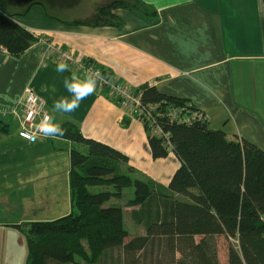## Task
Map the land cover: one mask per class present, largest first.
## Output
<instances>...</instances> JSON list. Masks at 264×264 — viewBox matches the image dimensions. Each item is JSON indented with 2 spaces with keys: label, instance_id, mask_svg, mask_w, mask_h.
Segmentation results:
<instances>
[{
  "label": "trees",
  "instance_id": "16d2710c",
  "mask_svg": "<svg viewBox=\"0 0 264 264\" xmlns=\"http://www.w3.org/2000/svg\"><path fill=\"white\" fill-rule=\"evenodd\" d=\"M83 1L0 0V48L20 57L38 41L15 18L37 4L71 25H118L121 20L114 11L119 8L156 18V10L143 0H111L97 7L94 22L70 19ZM86 61L114 76L95 60ZM99 91L122 105L121 97L111 96L108 88ZM134 92L163 131L153 133L152 125L135 113L145 125L153 158L173 152L180 161L169 184L139 175L127 154L85 136L76 121L61 123L65 131L57 137L72 142V210L53 220L17 224L26 236L27 264H114L116 258L119 264H141L136 252L156 238L168 240L170 264H221L216 236L228 242L227 264H264V149L211 128L205 111L188 98L150 84ZM174 106L200 115L180 122L170 116ZM130 187L135 191L128 198L125 189ZM126 207L132 208V222L145 231L128 242Z\"/></svg>",
  "mask_w": 264,
  "mask_h": 264
},
{
  "label": "crops",
  "instance_id": "0c3cea01",
  "mask_svg": "<svg viewBox=\"0 0 264 264\" xmlns=\"http://www.w3.org/2000/svg\"><path fill=\"white\" fill-rule=\"evenodd\" d=\"M107 1L85 0L69 18L94 22L97 7ZM143 1L156 10V18L119 8L114 11L118 25H71L49 16L40 4L16 16L39 39L20 57L0 48V109L9 111L0 117V134L38 153L68 151L70 159L72 142L67 139L29 143L16 134L18 104L31 88L45 98L55 122L76 121L85 136L127 154L143 177L168 185L179 167L173 152L154 159L141 119L97 88L74 113L54 111L55 100L70 97L64 77L72 71L83 75L72 66L70 72L56 71L61 61L44 54L45 42L52 41L80 60H95L133 91L150 84L188 98L209 122L225 112L229 138H245L264 149V0Z\"/></svg>",
  "mask_w": 264,
  "mask_h": 264
},
{
  "label": "rangeland",
  "instance_id": "374dc122",
  "mask_svg": "<svg viewBox=\"0 0 264 264\" xmlns=\"http://www.w3.org/2000/svg\"><path fill=\"white\" fill-rule=\"evenodd\" d=\"M215 117L209 122L210 127L224 130L226 113L220 111ZM0 139V264H27V240L17 224L53 220L71 212L69 154L54 148L38 153L19 142L17 144L12 136L0 134ZM134 191V187H130L125 189V194L130 198ZM131 209L126 207L130 232L126 242L145 232L132 222ZM216 241L220 262L227 264L228 242L224 236H216ZM115 253L119 256V250ZM172 255L166 238H156L145 249L136 252L141 264H170ZM116 259L114 264H119Z\"/></svg>",
  "mask_w": 264,
  "mask_h": 264
},
{
  "label": "built area",
  "instance_id": "2783aa9c",
  "mask_svg": "<svg viewBox=\"0 0 264 264\" xmlns=\"http://www.w3.org/2000/svg\"><path fill=\"white\" fill-rule=\"evenodd\" d=\"M45 55H50L57 58L61 62L67 63L69 66L76 67L84 74L85 69L91 68L98 70L103 79L97 83V89L103 90L108 88L111 96L121 97L122 104L131 109L132 112L137 113L141 119L143 118L147 124L152 125L153 133L163 135V131L159 126L154 125L151 117V112L143 108L140 100V95H137L133 90L129 89L126 85L120 82L115 76H107L97 68L94 64L86 60H80L68 48L58 45L52 41L45 42ZM19 110L16 113L20 114V129L19 135L30 143H37L45 141L51 137H45L37 128V125L45 117L50 116L49 109L45 98L39 95L36 91L28 88L25 95L19 101ZM184 111V112H183ZM170 116L172 119H178L180 122H191L196 119L200 114L198 112H189L187 114L185 109L179 107L170 108ZM9 114L7 110L0 109V117ZM166 135V134H165Z\"/></svg>",
  "mask_w": 264,
  "mask_h": 264
},
{
  "label": "clouds",
  "instance_id": "9594fccd",
  "mask_svg": "<svg viewBox=\"0 0 264 264\" xmlns=\"http://www.w3.org/2000/svg\"><path fill=\"white\" fill-rule=\"evenodd\" d=\"M56 71L61 74L70 72L69 65L65 62H58ZM102 79L101 73L91 68L85 69L83 77L77 75L74 71L70 72V75L65 76L63 79L64 88L70 94V97L61 96L55 100L53 110L68 114L74 113L80 107L81 102L96 91L97 83ZM37 128L45 137L63 135L65 131L61 124L55 122L51 116L41 120Z\"/></svg>",
  "mask_w": 264,
  "mask_h": 264
}]
</instances>
